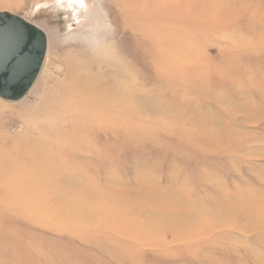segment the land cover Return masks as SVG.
<instances>
[{"label":"rangeland","instance_id":"374dc122","mask_svg":"<svg viewBox=\"0 0 264 264\" xmlns=\"http://www.w3.org/2000/svg\"><path fill=\"white\" fill-rule=\"evenodd\" d=\"M47 37L0 98V264H264V0H0Z\"/></svg>","mask_w":264,"mask_h":264},{"label":"water","instance_id":"95a60500","mask_svg":"<svg viewBox=\"0 0 264 264\" xmlns=\"http://www.w3.org/2000/svg\"><path fill=\"white\" fill-rule=\"evenodd\" d=\"M47 37L24 18L0 11V98L16 102L33 86L42 67Z\"/></svg>","mask_w":264,"mask_h":264},{"label":"bare ground","instance_id":"6f19581e","mask_svg":"<svg viewBox=\"0 0 264 264\" xmlns=\"http://www.w3.org/2000/svg\"><path fill=\"white\" fill-rule=\"evenodd\" d=\"M68 3L75 9L81 4V0H68Z\"/></svg>","mask_w":264,"mask_h":264}]
</instances>
